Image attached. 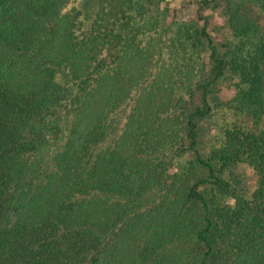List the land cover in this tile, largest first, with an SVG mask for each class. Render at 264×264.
<instances>
[{
  "label": "trees",
  "instance_id": "trees-1",
  "mask_svg": "<svg viewBox=\"0 0 264 264\" xmlns=\"http://www.w3.org/2000/svg\"><path fill=\"white\" fill-rule=\"evenodd\" d=\"M77 1L0 0V264H264V135L198 149L224 63L212 46L198 66L205 27L162 0Z\"/></svg>",
  "mask_w": 264,
  "mask_h": 264
},
{
  "label": "rangeland",
  "instance_id": "rangeland-1",
  "mask_svg": "<svg viewBox=\"0 0 264 264\" xmlns=\"http://www.w3.org/2000/svg\"><path fill=\"white\" fill-rule=\"evenodd\" d=\"M84 2L92 10L97 0H78V6ZM160 6L174 11L178 24L185 21L197 32L205 27L208 37L201 36L195 51L198 66L213 69L212 46L224 62L223 72L210 85L214 110L199 127L200 152L206 154L225 127L264 135V0H162ZM58 79L65 81L62 72ZM225 176L239 194H250L257 187V175L247 163L231 165ZM197 247L205 251L201 243ZM206 264L222 263L210 254Z\"/></svg>",
  "mask_w": 264,
  "mask_h": 264
}]
</instances>
